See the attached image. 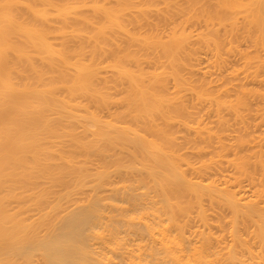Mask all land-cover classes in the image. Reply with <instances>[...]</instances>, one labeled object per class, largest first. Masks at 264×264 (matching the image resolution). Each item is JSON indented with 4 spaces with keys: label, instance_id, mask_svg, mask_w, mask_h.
Instances as JSON below:
<instances>
[{
    "label": "bare ground",
    "instance_id": "bare-ground-1",
    "mask_svg": "<svg viewBox=\"0 0 264 264\" xmlns=\"http://www.w3.org/2000/svg\"><path fill=\"white\" fill-rule=\"evenodd\" d=\"M0 264H264V0H0Z\"/></svg>",
    "mask_w": 264,
    "mask_h": 264
}]
</instances>
